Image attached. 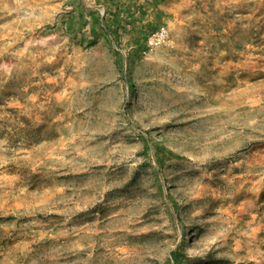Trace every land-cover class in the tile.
<instances>
[{"label":"rangeland","instance_id":"1","mask_svg":"<svg viewBox=\"0 0 264 264\" xmlns=\"http://www.w3.org/2000/svg\"><path fill=\"white\" fill-rule=\"evenodd\" d=\"M78 3L0 0V264H264V0Z\"/></svg>","mask_w":264,"mask_h":264},{"label":"crops","instance_id":"2","mask_svg":"<svg viewBox=\"0 0 264 264\" xmlns=\"http://www.w3.org/2000/svg\"><path fill=\"white\" fill-rule=\"evenodd\" d=\"M79 11L70 13L69 15H122L120 12L121 5L129 7L134 4L138 5L136 13L132 15H154L158 10H162L160 3L166 0H78ZM101 3L104 4L101 5ZM94 6H89V5ZM98 4V5H96ZM125 9V7H123Z\"/></svg>","mask_w":264,"mask_h":264},{"label":"bare ground","instance_id":"3","mask_svg":"<svg viewBox=\"0 0 264 264\" xmlns=\"http://www.w3.org/2000/svg\"><path fill=\"white\" fill-rule=\"evenodd\" d=\"M164 46L165 47L171 46V38L167 28L160 27L149 35V37L146 40V48L152 49V48L164 47Z\"/></svg>","mask_w":264,"mask_h":264},{"label":"trees","instance_id":"4","mask_svg":"<svg viewBox=\"0 0 264 264\" xmlns=\"http://www.w3.org/2000/svg\"><path fill=\"white\" fill-rule=\"evenodd\" d=\"M106 30L110 33L111 31H109L108 27H106ZM156 161L158 162V164L161 163V159L159 157V153H157L156 155ZM171 261L173 264H180V254L179 252L175 251L172 255H171Z\"/></svg>","mask_w":264,"mask_h":264}]
</instances>
